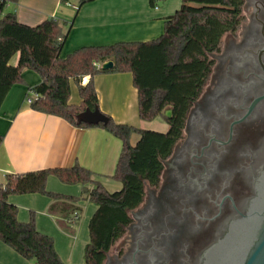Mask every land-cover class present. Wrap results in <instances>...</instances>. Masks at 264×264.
Wrapping results in <instances>:
<instances>
[{
  "label": "trees",
  "instance_id": "16d2710c",
  "mask_svg": "<svg viewBox=\"0 0 264 264\" xmlns=\"http://www.w3.org/2000/svg\"><path fill=\"white\" fill-rule=\"evenodd\" d=\"M94 0H79L77 9ZM166 0H148L155 8ZM18 0H0V109L11 88L22 82L23 69L37 73L41 83L31 88L37 98L30 108L64 119L77 127L104 129L121 141V151L112 176L122 187L109 192L93 179V173L79 165L66 169H44L5 176L0 185V242L34 264H64L53 239L39 233L32 213L26 223L17 219L18 209L8 198L12 195L40 194L50 199L47 214L58 228L74 237L81 207L74 197L48 192L50 175L66 185L79 184L83 199L96 210L88 223L89 241L83 250L84 264H103L106 254L122 237L131 222L129 212L140 205L144 183L155 185L170 154L181 136L184 117L211 69L209 54L214 53L222 37L233 30L240 18L243 0H181L174 14L164 20L162 34L148 42H119L107 46L83 47L60 57L66 35L57 21L46 19L36 26L17 21L6 11ZM19 54L17 66L9 64ZM108 61L109 70L102 69ZM132 74L137 91L138 113L142 121L164 117L165 133L108 123L88 124L79 116L98 108L93 78L105 73ZM84 77H89L82 85ZM70 82L78 88L79 105H70ZM170 112L169 116L164 114ZM132 135H137L134 146ZM2 136H0V144ZM90 187V188H88Z\"/></svg>",
  "mask_w": 264,
  "mask_h": 264
},
{
  "label": "flooded vegetation",
  "instance_id": "af4514ba",
  "mask_svg": "<svg viewBox=\"0 0 264 264\" xmlns=\"http://www.w3.org/2000/svg\"><path fill=\"white\" fill-rule=\"evenodd\" d=\"M263 7L264 0H243L237 26L209 54L206 83L162 161L159 181L144 183L142 202L103 264H198L227 224L250 211L264 171V98L232 125L228 139L231 124L264 96Z\"/></svg>",
  "mask_w": 264,
  "mask_h": 264
},
{
  "label": "crops",
  "instance_id": "0c3cea01",
  "mask_svg": "<svg viewBox=\"0 0 264 264\" xmlns=\"http://www.w3.org/2000/svg\"><path fill=\"white\" fill-rule=\"evenodd\" d=\"M79 0H18L8 11L19 23L36 26L52 18L66 38L60 57L83 47L107 46L119 42H148L163 32L164 20L177 11L181 0H166L152 8L148 0H94L78 9ZM19 54L9 64L17 66ZM22 82L15 84L0 109V185L5 176L44 169H66L75 165L90 170L93 179L110 192L108 180L114 174L121 151V141L104 129L77 127L62 118L34 111L25 102L33 98L31 88L39 85V75L23 69ZM89 77H84L85 85ZM98 110L116 124L148 130L138 113L137 91L132 74L105 73L93 78ZM78 88L70 82V105H79ZM137 135H132L135 137ZM130 138V143L132 144ZM90 188V187H88ZM119 190L121 189L118 186ZM46 190L63 196H81L80 185H66L50 175ZM117 190V191H119ZM116 192V191H114ZM8 201L17 207V219L26 223L33 213L39 233L53 239L54 248L64 264H82L79 252L88 242L83 233L71 237L63 233L47 214L50 199L40 194L12 195ZM95 206H86V219L80 231L88 229ZM0 264H34L0 242Z\"/></svg>",
  "mask_w": 264,
  "mask_h": 264
},
{
  "label": "water",
  "instance_id": "95a60500",
  "mask_svg": "<svg viewBox=\"0 0 264 264\" xmlns=\"http://www.w3.org/2000/svg\"><path fill=\"white\" fill-rule=\"evenodd\" d=\"M263 51L264 50H261L260 53ZM260 53L258 56L259 62H260ZM261 66L262 69L264 70V65L261 64ZM112 67H113L112 61H108L102 65V69L104 70H109ZM263 98L264 96L255 99L252 102L248 113L241 120L235 121L231 124L230 136L228 141L230 140L231 137L232 125L241 122L251 112L256 102ZM165 114L166 116H169L170 112L165 111ZM79 120L93 125L96 124L106 125L108 123L107 116L102 114L98 110V108L95 109L94 111L86 110L83 114L79 116ZM210 140H214V139H210ZM214 141L217 144H225L217 140ZM207 147H203L202 149ZM201 154H202V150H201ZM257 181L259 182L256 187V196L252 200V203L250 204L251 205L250 211L246 212L247 213L246 216H243V214H241L243 216L242 219H236L231 223L227 224L228 226L227 234H225L222 239L218 240L217 243L211 245L209 248L203 251V253L199 258L198 264H264V171H262ZM225 198H229V197L226 196L223 198V200ZM229 200L233 208L235 209L230 198ZM221 204L219 206H221ZM136 252H142V251H136Z\"/></svg>",
  "mask_w": 264,
  "mask_h": 264
},
{
  "label": "rangeland",
  "instance_id": "374dc122",
  "mask_svg": "<svg viewBox=\"0 0 264 264\" xmlns=\"http://www.w3.org/2000/svg\"><path fill=\"white\" fill-rule=\"evenodd\" d=\"M7 10H8V7L6 8V11ZM145 126L147 128H149L148 130L159 132V133H165L168 130V125L165 122L163 116L157 117L151 123L145 124ZM137 138H139V137L135 136V137L131 138L132 144L137 141ZM107 180H108L107 188L110 190V192H114V191L119 190L118 186H120V188L122 187V184L119 181L113 179L112 177L107 179ZM74 185H79V184H74ZM75 198L78 200V205L81 207V210H82L81 211V215L79 217V220L77 222V225H76V227L74 229L75 230V233H74L75 241H76V238L78 237V234L80 236V232H81V234L83 233L84 235H86L87 239L89 241L87 225H86V228H84L82 231H80V228H81L82 224H84V221H85V219L87 217V215H86V206L87 205L94 206V205L91 202L84 200L81 196H77ZM88 222H89V220H88ZM79 259H80V261H82V264H84L83 252L82 251L79 252Z\"/></svg>",
  "mask_w": 264,
  "mask_h": 264
},
{
  "label": "built area",
  "instance_id": "2783aa9c",
  "mask_svg": "<svg viewBox=\"0 0 264 264\" xmlns=\"http://www.w3.org/2000/svg\"><path fill=\"white\" fill-rule=\"evenodd\" d=\"M33 95H34L33 98H30V97L26 98V101H25V102H26L29 106L32 104L33 100L37 98V95H36V94H33Z\"/></svg>",
  "mask_w": 264,
  "mask_h": 264
}]
</instances>
